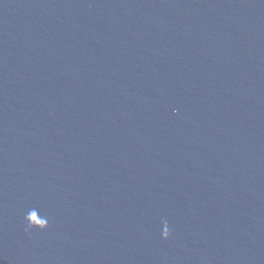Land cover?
<instances>
[{
  "label": "water",
  "instance_id": "obj_1",
  "mask_svg": "<svg viewBox=\"0 0 264 264\" xmlns=\"http://www.w3.org/2000/svg\"><path fill=\"white\" fill-rule=\"evenodd\" d=\"M0 264H264V0H0Z\"/></svg>",
  "mask_w": 264,
  "mask_h": 264
},
{
  "label": "clouds",
  "instance_id": "obj_2",
  "mask_svg": "<svg viewBox=\"0 0 264 264\" xmlns=\"http://www.w3.org/2000/svg\"><path fill=\"white\" fill-rule=\"evenodd\" d=\"M168 238V234H165V236L164 237H162V239H167Z\"/></svg>",
  "mask_w": 264,
  "mask_h": 264
}]
</instances>
